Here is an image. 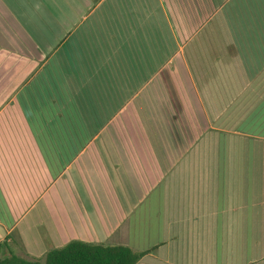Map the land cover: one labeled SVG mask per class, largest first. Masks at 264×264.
<instances>
[{
    "label": "crops",
    "instance_id": "crops-1",
    "mask_svg": "<svg viewBox=\"0 0 264 264\" xmlns=\"http://www.w3.org/2000/svg\"><path fill=\"white\" fill-rule=\"evenodd\" d=\"M264 264V0H0V256Z\"/></svg>",
    "mask_w": 264,
    "mask_h": 264
},
{
    "label": "trees",
    "instance_id": "trees-1",
    "mask_svg": "<svg viewBox=\"0 0 264 264\" xmlns=\"http://www.w3.org/2000/svg\"><path fill=\"white\" fill-rule=\"evenodd\" d=\"M143 254L122 245L72 241L49 250L42 260H27L10 253L0 256V264H136Z\"/></svg>",
    "mask_w": 264,
    "mask_h": 264
}]
</instances>
